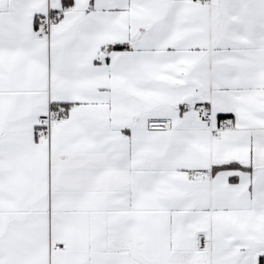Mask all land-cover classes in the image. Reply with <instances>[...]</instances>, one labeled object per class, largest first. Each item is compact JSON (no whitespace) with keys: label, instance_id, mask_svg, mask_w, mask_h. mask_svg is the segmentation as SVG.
Here are the masks:
<instances>
[{"label":"snow or ice","instance_id":"snow-or-ice-1","mask_svg":"<svg viewBox=\"0 0 264 264\" xmlns=\"http://www.w3.org/2000/svg\"><path fill=\"white\" fill-rule=\"evenodd\" d=\"M0 264H264V0H0Z\"/></svg>","mask_w":264,"mask_h":264}]
</instances>
